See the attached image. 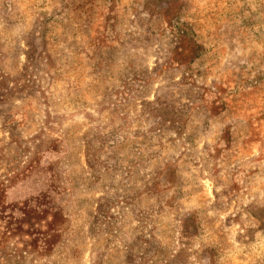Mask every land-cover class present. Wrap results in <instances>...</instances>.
Returning a JSON list of instances; mask_svg holds the SVG:
<instances>
[{"label":"rangeland","instance_id":"rangeland-1","mask_svg":"<svg viewBox=\"0 0 264 264\" xmlns=\"http://www.w3.org/2000/svg\"><path fill=\"white\" fill-rule=\"evenodd\" d=\"M0 264H264V0H0Z\"/></svg>","mask_w":264,"mask_h":264}]
</instances>
